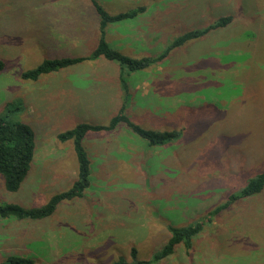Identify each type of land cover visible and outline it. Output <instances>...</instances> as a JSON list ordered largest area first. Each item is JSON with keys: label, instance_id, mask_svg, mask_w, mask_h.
Listing matches in <instances>:
<instances>
[{"label": "rangeland", "instance_id": "rangeland-1", "mask_svg": "<svg viewBox=\"0 0 264 264\" xmlns=\"http://www.w3.org/2000/svg\"><path fill=\"white\" fill-rule=\"evenodd\" d=\"M20 1L0 0V17L8 10L14 15ZM97 1L113 15L144 7L135 17L107 26L111 46L132 57L158 55L181 33L221 16L233 20L173 49L160 69L156 64L129 76L131 119L145 128L181 130L180 137L149 146L127 125L88 133L91 175L85 195L60 202L44 219L0 218V263L9 254L32 257L36 264H112L120 257L131 262L133 246L137 258L145 260L170 237V224L205 218L189 250L179 244L152 264H264V189L210 214L264 171V0ZM58 2L60 13L82 19L58 23V29L33 41H52L51 51L66 55L71 48L66 38L77 40L84 29L90 39L81 43L80 38L79 52L93 49L94 27L97 32L100 27L93 2ZM66 26L74 30L62 29ZM6 34H0L5 63L0 114L7 113L10 99L27 95L8 113L32 126L36 153L18 190L6 189L0 174V203L40 206L78 177L73 143L60 141L58 132L82 121L108 123L113 88H97L93 77L109 72L96 70L102 63L119 64L94 59L69 68L71 91L66 70L54 83H34L21 73L38 65L46 52L34 47L20 53V40Z\"/></svg>", "mask_w": 264, "mask_h": 264}, {"label": "trees", "instance_id": "trees-1", "mask_svg": "<svg viewBox=\"0 0 264 264\" xmlns=\"http://www.w3.org/2000/svg\"><path fill=\"white\" fill-rule=\"evenodd\" d=\"M93 2L95 12L100 19L98 45L89 55L85 56H63L58 58H44L33 68L23 70L21 78L37 80L40 76L58 71L61 68L83 62L85 60L107 59L116 61L119 64V78L123 89V101L118 112L109 118L108 123H89L78 122L64 131H60L57 137L62 142L73 143L78 161V177L69 189L53 194L43 205L34 207H24L18 203H0V218L15 216L18 219H44L51 216L57 209L60 202L70 200L76 197H83L86 189L90 185V158L85 146L88 133H103L116 130L120 125H127L134 133L145 139L149 146L165 145L170 141L179 138L182 131L176 129H155L145 128L133 121L127 112L128 104L131 99L129 76L132 72L146 69L152 65L159 64L170 52L186 42L199 38L212 29L225 26L233 20L232 15L221 16L216 21L206 27L195 28L181 33L172 39L164 50L155 56L132 57L111 46L107 39V26L112 22H118L126 18H133L139 12L145 10L144 7L129 12L109 14L97 0ZM103 57V58H102ZM112 63V62H109ZM5 63L0 58V73L4 70ZM9 99V98H8ZM10 99L5 110L7 113L0 114V174L3 175L5 187L9 191H16L20 188L32 166L36 153V136L32 126L22 120L10 116L9 111L17 109L15 103L23 105V99L16 97ZM11 104L14 107L11 108ZM15 111V110H14ZM264 189V171L251 177L247 184L238 192L232 193L228 199L216 207L211 215L218 213L221 209L229 206L231 203L257 193ZM209 219V217H208ZM211 219V217H210ZM207 219H199L186 225L168 226L170 237L163 246L153 253L149 259L141 260L137 258L138 250L135 246L131 249L133 260L127 261L120 257L112 264H152L157 263L174 253L177 245L183 244L189 250L193 245V238L202 232ZM0 264H36L35 259L28 256L9 254L5 261Z\"/></svg>", "mask_w": 264, "mask_h": 264}, {"label": "crops", "instance_id": "crops-1", "mask_svg": "<svg viewBox=\"0 0 264 264\" xmlns=\"http://www.w3.org/2000/svg\"><path fill=\"white\" fill-rule=\"evenodd\" d=\"M15 3L17 2L10 4V7H13ZM18 5L20 9L15 10L14 15H11V10H8L6 11V14L3 15V17H0V23H2L0 26V34L7 33L6 35L8 36L11 35L17 38L18 40H20L19 41L20 53H23L25 50L28 51L30 49H33L34 47H40L44 50V52H46L45 58H54L60 55L62 56H85V55H89L94 50V48L97 46L99 32H97L98 26L96 25L94 27V31L96 32V38H95L94 47H92L93 49H91L88 52H79L80 47L78 44H79L80 38H81L80 42L83 43L82 41L85 39V37L89 36V35H85L84 29H83L81 36H79L77 40L74 39L73 37L71 39L66 38V40L70 42L69 44L71 46L69 53H67L66 55L64 54L57 55V53L54 50L51 51L53 48L52 41H48V40L33 41V39L38 38V37L42 38L43 36H45L46 32H51L53 29H58L59 28L57 25L58 23H69L74 20H81L82 17L79 18L78 16L60 13L58 0H55V1L53 0H34V1L24 0V1H20ZM145 19L148 20L149 18L146 16H143L142 20H145ZM62 29L74 30V27L66 26L65 28L62 27ZM88 39H90V36L88 37ZM81 63L82 62H79L77 64L61 68L58 71L44 74L40 76L39 79L34 80L35 81L34 83L40 82L43 79L45 80L47 79L46 82L50 83L51 81L52 83H54L53 79L56 77V75H58L59 72L61 73V71L66 70L67 75L62 74L61 76L66 75V78L68 77V80H66V86L71 91V88L69 87V85L71 84V81L69 78V75H70L69 68L79 67L81 66ZM160 64L161 63H159L158 66H156L155 64L150 67L156 66L158 69H160L161 68ZM86 67L88 68L89 64H86ZM101 67L102 69H96V70L104 71L105 70L104 67H106L107 71L109 72H107V75L106 74H101V75L95 74L93 77V80L94 82H99L96 86L97 88L102 87V86H106L107 88H113L112 89L113 91H110L111 94L108 96V98L115 99V103L113 106H110V108L106 111V112H111L110 113V117H111L118 112L122 104V101H123V90H122L121 82L119 78V75H120L119 68L118 66L116 67L108 63H102ZM67 82L69 85H67ZM118 84H119V88L117 89ZM64 92H66L65 88H64ZM97 95H99V93ZM26 96H21L23 101L25 100ZM38 97L39 96L33 94V98H38ZM53 237L54 236H50V235L46 236V238H48L47 240L49 239L55 240ZM13 238H15V236H13L12 239Z\"/></svg>", "mask_w": 264, "mask_h": 264}]
</instances>
